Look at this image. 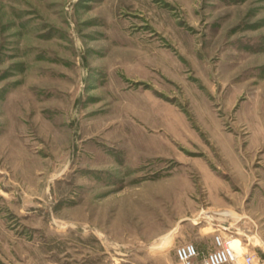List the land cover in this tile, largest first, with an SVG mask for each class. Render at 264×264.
I'll list each match as a JSON object with an SVG mask.
<instances>
[{
    "label": "rangeland",
    "instance_id": "374dc122",
    "mask_svg": "<svg viewBox=\"0 0 264 264\" xmlns=\"http://www.w3.org/2000/svg\"><path fill=\"white\" fill-rule=\"evenodd\" d=\"M222 226L264 264V0H0V264Z\"/></svg>",
    "mask_w": 264,
    "mask_h": 264
},
{
    "label": "built area",
    "instance_id": "2783aa9c",
    "mask_svg": "<svg viewBox=\"0 0 264 264\" xmlns=\"http://www.w3.org/2000/svg\"><path fill=\"white\" fill-rule=\"evenodd\" d=\"M237 239L238 248L233 245L234 237L226 226L215 227L211 232L213 248L202 251L191 241L180 242L174 248L176 264H250L253 253L243 251L245 246Z\"/></svg>",
    "mask_w": 264,
    "mask_h": 264
},
{
    "label": "bare ground",
    "instance_id": "6f19581e",
    "mask_svg": "<svg viewBox=\"0 0 264 264\" xmlns=\"http://www.w3.org/2000/svg\"><path fill=\"white\" fill-rule=\"evenodd\" d=\"M252 239H253L254 242H257V241H256L257 239H255L254 237H252ZM233 245H234L235 247H238V246H239V241H238L237 238H234V240H233Z\"/></svg>",
    "mask_w": 264,
    "mask_h": 264
},
{
    "label": "trees",
    "instance_id": "16d2710c",
    "mask_svg": "<svg viewBox=\"0 0 264 264\" xmlns=\"http://www.w3.org/2000/svg\"><path fill=\"white\" fill-rule=\"evenodd\" d=\"M259 255H260L261 258L264 259V253H260Z\"/></svg>",
    "mask_w": 264,
    "mask_h": 264
}]
</instances>
